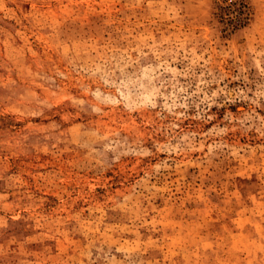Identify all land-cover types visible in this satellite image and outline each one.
Segmentation results:
<instances>
[{"label": "rangeland", "instance_id": "374dc122", "mask_svg": "<svg viewBox=\"0 0 264 264\" xmlns=\"http://www.w3.org/2000/svg\"><path fill=\"white\" fill-rule=\"evenodd\" d=\"M0 264H264V0H0Z\"/></svg>", "mask_w": 264, "mask_h": 264}]
</instances>
